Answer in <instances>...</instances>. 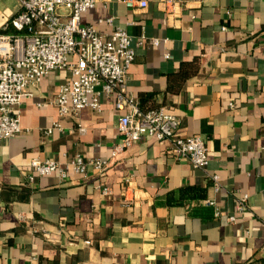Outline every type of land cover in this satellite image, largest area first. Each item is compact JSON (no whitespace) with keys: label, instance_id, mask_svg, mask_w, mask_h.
<instances>
[{"label":"crops","instance_id":"crops-1","mask_svg":"<svg viewBox=\"0 0 264 264\" xmlns=\"http://www.w3.org/2000/svg\"><path fill=\"white\" fill-rule=\"evenodd\" d=\"M147 1L96 0L82 21L132 36L128 96L140 106L151 95L143 108L178 116V135L205 141L208 165L194 168L147 135L114 157L123 112L113 96L100 112L60 117L53 100L69 74L54 70L20 105L23 131L0 139V264H264V0H177L174 14ZM184 60H198L199 72L171 92ZM76 154L108 167L86 178L69 169L64 179L31 165ZM186 187L206 198L181 200Z\"/></svg>","mask_w":264,"mask_h":264},{"label":"built area","instance_id":"built-area-1","mask_svg":"<svg viewBox=\"0 0 264 264\" xmlns=\"http://www.w3.org/2000/svg\"><path fill=\"white\" fill-rule=\"evenodd\" d=\"M120 1L129 7L148 6L147 0ZM164 1L174 14L177 0ZM95 5L96 0H17L15 14L0 24V139L23 131L19 107L31 95L29 88L54 70L66 69L69 79L60 85L53 100L60 117L77 115L86 107L100 112L103 96H113L115 108L123 112L119 119L123 137L114 146V157L147 135L169 141L170 151L178 159L189 160L194 168L206 167L210 159L201 136L178 135L181 125L178 116L164 107L142 110L128 96L126 80L136 55L134 40L124 29L105 34L83 23V13ZM58 127L60 124L56 122L46 133L51 134ZM79 130L84 133L86 128L79 126ZM31 165L37 176L58 173L66 179L71 169L86 178L91 168L102 175L108 161L76 154L66 165L40 157L33 158ZM103 193L109 195L110 189L104 187ZM247 197L239 199V211L245 210ZM205 203L214 204L212 200Z\"/></svg>","mask_w":264,"mask_h":264},{"label":"trees","instance_id":"trees-1","mask_svg":"<svg viewBox=\"0 0 264 264\" xmlns=\"http://www.w3.org/2000/svg\"><path fill=\"white\" fill-rule=\"evenodd\" d=\"M199 72V62L198 60H184L179 69L169 76V90L171 92H177L182 89L188 79L192 76L198 74ZM151 95L146 96L145 98H141L140 108L142 110H150L152 108H156V106H150L149 108H143L141 105L144 103L145 100H149ZM206 192L204 189L197 188V187H186L181 191V200H189V199H205ZM170 203L174 202V200H170Z\"/></svg>","mask_w":264,"mask_h":264},{"label":"rangeland","instance_id":"rangeland-1","mask_svg":"<svg viewBox=\"0 0 264 264\" xmlns=\"http://www.w3.org/2000/svg\"><path fill=\"white\" fill-rule=\"evenodd\" d=\"M16 10L17 0H0V24L15 14Z\"/></svg>","mask_w":264,"mask_h":264}]
</instances>
